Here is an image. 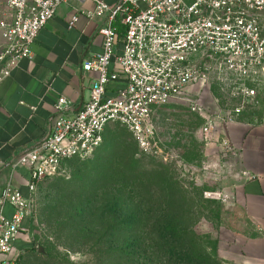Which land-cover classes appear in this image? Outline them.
Wrapping results in <instances>:
<instances>
[{"label": "built area", "instance_id": "1", "mask_svg": "<svg viewBox=\"0 0 264 264\" xmlns=\"http://www.w3.org/2000/svg\"><path fill=\"white\" fill-rule=\"evenodd\" d=\"M61 1L0 0V80L32 56L34 38ZM93 1L89 15L107 19L98 27L101 49L82 62L83 70L95 72L89 96L73 111L59 96L46 132L12 158L13 168L28 169V194L10 183L0 191V264H18L13 239L32 214L38 182L57 172L63 160L90 155L107 124L124 125L140 148L155 149L154 108L184 99L204 117L201 132L214 134L219 119L192 97L188 85L216 83L229 110L225 116L215 110L214 117L226 123L255 103L257 85L264 84V0ZM75 20L73 14L68 25ZM118 78L123 84L108 92L109 81Z\"/></svg>", "mask_w": 264, "mask_h": 264}, {"label": "rangeland", "instance_id": "2", "mask_svg": "<svg viewBox=\"0 0 264 264\" xmlns=\"http://www.w3.org/2000/svg\"><path fill=\"white\" fill-rule=\"evenodd\" d=\"M187 91L199 99L213 118L219 119L214 134L201 132L204 117L184 99L154 108L155 149L140 148L125 126L110 124L102 142L90 155L63 160L57 172L38 182L31 215L35 240L45 253L36 247L25 253L19 264L94 260L99 254L94 248L98 247L89 248L87 243L105 221L115 219L116 197L123 193L136 201L139 189L135 182L142 177V167L134 171L138 172L134 185L121 187L116 183L117 174L131 177L132 173L120 166L127 156L150 163L145 168L148 171L144 177L149 181L146 190H154L158 183L167 194L163 206L157 209L158 200L147 192L144 221L186 227V232L203 240L206 249L217 256L215 264H246L237 252L240 208L233 196L245 172L236 149L223 142V120L214 117L215 110L225 116L229 107L223 103L216 83L190 84ZM256 92L255 103L233 113V120L254 121L264 116L263 83L257 85ZM156 164L163 166L156 169ZM131 200L126 204L132 205ZM183 233L181 237L187 236ZM113 238L116 241V234Z\"/></svg>", "mask_w": 264, "mask_h": 264}, {"label": "crops", "instance_id": "3", "mask_svg": "<svg viewBox=\"0 0 264 264\" xmlns=\"http://www.w3.org/2000/svg\"><path fill=\"white\" fill-rule=\"evenodd\" d=\"M94 6L93 0L61 1L34 38L32 56L0 80V191L10 183L28 194V169L13 168L11 161L46 132L57 98L64 96L70 111L88 98L95 72L83 70L82 62L101 49L98 27L107 19L106 14L89 15ZM73 14L76 20L69 26ZM113 23L121 26L118 19ZM261 23L263 31L264 9ZM123 82L110 80L108 92ZM222 131L245 172L233 195L240 208L237 252L246 264H264V120L228 121ZM11 211L6 203L4 212ZM32 222V215L25 217L13 239V254L19 258L35 244Z\"/></svg>", "mask_w": 264, "mask_h": 264}, {"label": "trees", "instance_id": "4", "mask_svg": "<svg viewBox=\"0 0 264 264\" xmlns=\"http://www.w3.org/2000/svg\"><path fill=\"white\" fill-rule=\"evenodd\" d=\"M117 30L121 34L124 28L121 25L117 27ZM116 123L120 124L118 122H112L106 125L103 132V138L108 126ZM149 164L150 163H148L146 159H139L130 156H127L121 162L120 166H123L132 173V178L124 173L116 175L118 176L116 177V183L121 187H125L126 185L132 186L131 184H133L135 178L138 177V172L134 171L137 167H142L144 169L142 177H139L141 179L137 180V184L135 182V185H138L139 189L136 194V201L131 200L132 195L128 196L123 193H121V197L119 196L120 198L116 197V211L113 210L115 219L112 221H105L98 229L97 233L91 235L87 243L89 248H92L91 246L98 247L94 249L98 250L99 254L94 260H82L72 262L71 264H171L172 262H176V264L218 263L217 256L206 249V243H204L203 240H196L195 236L186 232V227L163 224L161 222L148 224V221L142 219L143 212L146 210L144 206L147 203L148 191L158 200L157 209H161L167 195L166 191L158 183H156L157 185H155L156 187H154V190H146L149 181L147 182L145 180L146 177H144V175H146L145 172L148 171ZM162 166V164H156V169H159ZM169 179L167 178V180ZM163 181H166V179L164 178ZM163 181L161 183H163ZM129 191L133 192L130 189ZM128 199L133 201L132 205L126 204ZM181 232H184L183 234H186L187 236L183 235L181 237ZM115 234L116 241H114L115 238H113ZM169 237L172 239L167 240ZM114 243H116V245ZM39 245L41 244H37L35 240V244L31 250L36 247L38 250ZM41 253H45L44 250ZM23 256L24 255L18 259V264Z\"/></svg>", "mask_w": 264, "mask_h": 264}, {"label": "water", "instance_id": "5", "mask_svg": "<svg viewBox=\"0 0 264 264\" xmlns=\"http://www.w3.org/2000/svg\"><path fill=\"white\" fill-rule=\"evenodd\" d=\"M38 250H39V251H43V247H42V245H39V246H38Z\"/></svg>", "mask_w": 264, "mask_h": 264}]
</instances>
